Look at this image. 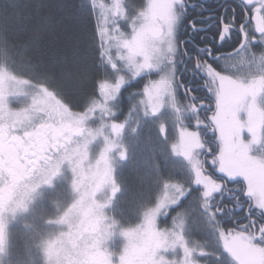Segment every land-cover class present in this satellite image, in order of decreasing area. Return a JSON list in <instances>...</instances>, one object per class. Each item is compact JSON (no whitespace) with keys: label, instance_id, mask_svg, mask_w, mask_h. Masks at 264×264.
<instances>
[{"label":"snow or ice","instance_id":"6c2138e0","mask_svg":"<svg viewBox=\"0 0 264 264\" xmlns=\"http://www.w3.org/2000/svg\"><path fill=\"white\" fill-rule=\"evenodd\" d=\"M114 7L111 29L107 27V19L98 25L100 56L115 74L114 83L107 79L99 83L104 101L94 98L86 113L76 116L69 113L67 118L58 115L54 124L36 129L21 131L24 126L15 117L11 122L0 123V202L5 208L11 204L24 179L42 168V164L54 175L64 160L69 161L78 177L74 187L84 191L74 207L108 185H112L115 194L119 189L114 184L108 156L115 145L104 129L107 127L118 136L123 125L105 120L114 115L109 102L116 100L125 83V77L119 75L121 72L127 70L133 76L157 72L160 79L145 86L148 101L141 103L156 113L162 97L167 96L182 114L179 137L172 147L190 162L192 173L184 184L166 183L165 195L145 213L142 224L136 229L123 230L127 243L118 264H199L195 259L196 248L189 247L182 231L156 227L157 216L169 204L179 205L178 198L191 192L197 195L186 207L195 205L201 223L215 236L220 251L211 255L216 257L217 264H225L224 255L232 264H264V158L249 154L250 143L257 142L264 133V109L257 104L258 94L264 92V51L258 58L259 73L226 75L213 67L226 58L221 49L229 42L230 33L233 37L243 35L235 54H250V63L257 62L252 52L253 32L259 34L257 43L264 45V0H239L236 5L242 12L239 16L228 0H217L215 8L209 0H148L132 18L131 32L127 34L120 30L116 19L123 14L120 5ZM184 75L188 79L182 83L179 77ZM180 87L185 88L184 97L188 101L183 108L176 100ZM97 109L100 123L92 129L87 127V121ZM242 111L246 112V120L240 118ZM208 112L212 115L202 119ZM184 120L194 123L195 130L190 131ZM245 129L251 137L247 143L241 138ZM208 131L218 141V154L216 149L210 153L211 173L200 158L201 153L209 152V142L204 139ZM74 135L83 136V141L72 147ZM101 136L105 146L95 163L88 164L86 147ZM57 149L58 158L50 159L49 155ZM120 156L123 158L124 153ZM192 185L197 187L193 189ZM170 189L174 194L169 196ZM240 193L249 201L247 215L242 218L237 215L244 208ZM104 206L95 200L86 204L78 226L70 225L68 232L46 242L44 251L49 264H113L112 255L101 247L112 227L104 224L105 217L99 211ZM66 217L67 214L59 222H67ZM233 219L234 226L226 227ZM241 219L247 223L241 224ZM177 248L182 249L183 260L165 258V253L175 252ZM200 254L206 253L201 250Z\"/></svg>","mask_w":264,"mask_h":264},{"label":"trees","instance_id":"16d2710c","mask_svg":"<svg viewBox=\"0 0 264 264\" xmlns=\"http://www.w3.org/2000/svg\"><path fill=\"white\" fill-rule=\"evenodd\" d=\"M228 2L236 7L239 0ZM209 3L215 8L217 0H209ZM236 13L238 16L242 14L239 7H236ZM123 27L127 28L126 25ZM241 41L242 34L233 37L230 33V40L221 53L233 51ZM99 46L96 11L89 0H0V61H4L18 77L46 84L75 111L86 107L89 99L97 93L99 79L105 75ZM213 67L219 68L220 63H214ZM155 75L154 72L144 73L124 84L112 104L115 113L110 119L120 122L126 118L132 107L138 104L148 77ZM179 78L182 83L188 79L187 75ZM184 93V87L176 92L181 108L188 103ZM185 122L192 127L193 123ZM127 140L130 143L129 156L116 171L120 190L110 206L111 215L123 225L138 220L141 210L154 202L163 180L182 182L186 179L185 170L169 156L166 142L152 121L144 119L140 122ZM56 190L59 193L60 190ZM56 193H48L35 213L43 212V217L47 216L50 200ZM196 195L191 192L180 198L179 205L171 206L166 216L160 218V224H168L169 218L182 212L190 213L188 235L191 242L208 250L202 255L205 264H217L216 257L211 255L220 251L214 242L215 237L197 219L195 205L186 207ZM244 209L237 213L241 218L247 215ZM30 212L24 218L35 215L34 211ZM32 223L33 220L25 223L20 218L10 224L8 245L1 264H44L37 246H32L34 240H29L24 233L25 227ZM235 223L233 219L225 226L233 227ZM240 223H247V220L241 219ZM226 258L224 255L223 261Z\"/></svg>","mask_w":264,"mask_h":264},{"label":"rangeland","instance_id":"374dc122","mask_svg":"<svg viewBox=\"0 0 264 264\" xmlns=\"http://www.w3.org/2000/svg\"><path fill=\"white\" fill-rule=\"evenodd\" d=\"M89 1L92 5H94L96 11L99 45L101 42V37L98 32V25L105 19H107L109 21L107 27L111 29V20L113 19V12L115 11L114 6L116 4L120 5V10L123 13L122 16L116 18L117 23L119 24L120 30L127 34L131 32L130 25L132 18L148 3V0H142L141 2H135V0ZM124 25H126L127 28H124ZM112 55L113 57H115L114 49L112 50ZM256 57L257 62L250 63V54L235 55L232 56V58L230 57L228 60H226L225 65L226 67L234 68L237 72L240 73V76H242L241 73L247 74L248 72L253 73L261 70L258 55H256ZM101 62L105 70V75H103L98 81L96 95L89 99L84 109H82L81 111H75L69 108L57 95V93L49 88L46 84L41 81H31L27 77H18L6 66L4 61H0V123L11 122L14 117L18 118V122L24 126L22 129H20L21 131H23L36 129L44 124H54L58 115H62L67 118V114L69 113L72 116L86 113L87 109L94 102V98L98 102L104 101V97L99 89V83L104 79H107L109 83H114L113 77L115 74L112 73L110 65H107L106 62L102 60V58ZM116 62L120 64L119 60H117ZM154 73L156 75L153 78L148 77L147 82L145 83L140 93L138 104L132 107L126 118L119 122L105 117V120L108 123L115 122L121 123L123 125L118 136L113 135L109 128L106 127L104 129L105 133L109 136V138L115 145V147L112 148V150L108 153V156L112 168L114 184L118 186L119 190L120 186L117 180L116 171L119 168V165L124 162L129 156L130 139L127 140V137L137 130L139 123L144 121V119L152 121L158 127L161 137L166 142L169 156L179 167L185 170L186 179L192 173L190 162L182 155L177 154L172 147V145L177 141L179 137V121L183 118L182 114L177 112L176 108L173 107L171 103V99L167 96L162 97L160 101L161 107L156 113H153L149 107L141 103V101H148V97L144 95L145 86L150 81H158L160 79V75L157 72ZM142 74L144 73H141L140 75ZM119 75H123L125 77L124 84L129 82V80L137 77L133 76L131 72L127 70L121 72ZM109 103L113 104V102L111 101ZM111 106L113 108V105ZM240 118L243 120V115L240 114ZM99 123L100 113L99 109H97V111L93 114V117L89 121H87V127L95 129L99 126ZM184 123L187 125L185 120ZM188 128L190 131L195 130L194 123L192 127L188 126ZM168 130L170 131V135H168ZM241 138L244 139L246 143L249 142L243 133L241 134ZM82 141L83 136L74 135L70 146L75 147L78 142ZM251 145L252 144L250 143L249 154L254 157L263 158V156L261 155L263 151L262 149L260 150L261 146L259 145L256 150ZM104 146L105 141L102 136L93 139L87 145L86 150L88 152V164L95 163V160L98 159L99 153L104 148ZM59 151L60 150L57 149L55 154L49 155V158H58ZM121 152L124 153L123 158L120 156ZM86 166L87 165H85V167ZM77 179L78 177L73 171V167L68 160H64L62 163H60L59 169L55 171L54 175L48 173L47 167L43 166L42 164V168L35 170L31 176L24 179L21 184L20 192L16 195L11 204H9L5 208L2 202H0V264L4 259V253H6L5 247H7L8 245L7 240L9 226L14 221H17L20 218H23V222L25 223L33 220V223L30 227H25L24 233L29 238V240H34V242H32V246H37L43 263L49 264V260L46 257L44 251L46 242L54 241L63 233L68 232L70 230V225H72L73 227L78 226L83 219L82 209L86 206V204L91 203L93 200H95V202L97 203L105 205L102 209H99V211L102 212L103 216L105 217L104 224L112 226L110 229L111 234L107 237V239L103 241L101 247L112 255L113 264H118L119 256L123 252L124 246L127 243L126 238L122 234L123 230L136 229L139 225L142 224L145 213L155 207L157 202L165 195L164 185L166 183L184 184V181L178 182L170 179L163 180L154 202L150 205L145 206L141 210V214L135 223L123 225L111 215L110 211V206L112 205L116 195L119 193V190L115 192V194H113L111 191L112 185L105 186L100 191L95 192L94 195L85 197V202L80 206L74 207V205H77V201H81V197L84 195L83 189L78 190L74 187V182ZM59 185L61 186L59 187ZM185 186L188 187L187 185ZM56 188H58V190L60 191H63L61 195L60 191L59 193H56ZM54 192L56 193V196L55 198L50 200V209L47 210L48 212L46 213L48 215L43 217V212L35 213L36 210L39 211V207L37 206L42 204L45 196L48 193ZM167 194L170 196L174 193L170 189ZM171 206H173V204H169V207L164 210L163 214L157 216V229L182 231V234L184 235L189 247L196 248L195 259L199 262V264H205L202 259L203 256L200 254V252L201 250H203L207 254L208 250L192 243L188 235V221L190 219V213L182 212L178 216L169 218L168 224H160V218L166 216L167 210ZM30 211H34L35 215H29L24 218V215H26ZM30 213L32 214L33 212ZM65 214H67V222H59L62 217H65ZM195 215L201 223L199 214L196 212ZM35 225H37V227ZM213 237L215 236L213 235ZM214 242L216 243L215 239ZM216 247L219 248L217 244ZM164 255L166 259L183 260L184 258L183 251L180 248H177L175 252H167ZM224 262L225 264H232L231 259L228 256L226 258V261Z\"/></svg>","mask_w":264,"mask_h":264},{"label":"flooded vegetation","instance_id":"af4514ba","mask_svg":"<svg viewBox=\"0 0 264 264\" xmlns=\"http://www.w3.org/2000/svg\"><path fill=\"white\" fill-rule=\"evenodd\" d=\"M253 36L255 37V39L253 40V43H252V52H254L256 55H258V57L261 55L262 51H263V48H264V45H260L257 43V40L259 39V34L258 33H254L253 32ZM242 40H243V35H242ZM242 42V41H241ZM236 54H232L230 56H225L226 58L221 60L219 63H220V67L219 68H216L217 71H221L222 74H225L226 72V75H239L240 76V73L237 72L234 68H231V67H226V60H228L230 57L232 58V56H235ZM260 70L256 71V72H253V73H259ZM242 76H246L249 74V72L247 74H244V73H241ZM203 95V93H201ZM257 104L258 106L261 108V109H264V92H261L258 94L257 96ZM241 115H243V120H246L247 118V115H246V112H241L240 113ZM212 115L211 112H208L206 113L205 115L202 116V119L206 117H210ZM244 134V136L248 139V141L251 140V137L250 135L247 133V130L245 129L244 132H242ZM263 138H264V133L260 134L257 142L255 143H251L252 147L254 149L257 150V148L259 147V145L261 146L260 147V150L262 149V156L264 158V142H263ZM204 139L207 140L209 142V152L208 153H201V159L204 161V164H205V167L208 169V172L211 173L213 171V167H212V157H211V149H216L217 150V154H218V141L216 139V137L213 135V133L211 131H208L204 134ZM261 142V144H260ZM232 186V185H230ZM236 188H239V185H236L235 186ZM240 199L244 202V211H247V207H248V204H249V201L247 200V198L242 194L240 193ZM246 203V204H245ZM253 211H256L255 208H253Z\"/></svg>","mask_w":264,"mask_h":264},{"label":"water","instance_id":"95a60500","mask_svg":"<svg viewBox=\"0 0 264 264\" xmlns=\"http://www.w3.org/2000/svg\"><path fill=\"white\" fill-rule=\"evenodd\" d=\"M240 46V45H239ZM239 46L237 47V48H239ZM236 48V49H237ZM232 54H235V49L233 50V51H230V52H228V53H224L223 55L224 56H230V55H232Z\"/></svg>","mask_w":264,"mask_h":264}]
</instances>
